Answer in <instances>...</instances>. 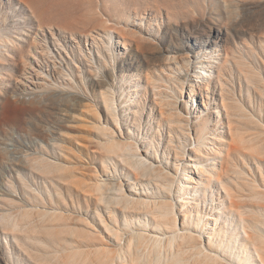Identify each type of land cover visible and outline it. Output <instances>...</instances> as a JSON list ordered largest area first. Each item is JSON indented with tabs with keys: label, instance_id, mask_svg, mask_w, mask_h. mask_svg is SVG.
I'll list each match as a JSON object with an SVG mask.
<instances>
[{
	"label": "rangeland",
	"instance_id": "374dc122",
	"mask_svg": "<svg viewBox=\"0 0 264 264\" xmlns=\"http://www.w3.org/2000/svg\"><path fill=\"white\" fill-rule=\"evenodd\" d=\"M106 94L117 135L152 155L156 139L172 163L170 103L194 142L204 133L191 158L220 167L232 141L251 143L264 125V0H0V264H150L109 227L124 210L112 199L111 221L88 190L106 163L126 192L135 174L106 145ZM19 144L58 167L21 166Z\"/></svg>",
	"mask_w": 264,
	"mask_h": 264
},
{
	"label": "bare ground",
	"instance_id": "6f19581e",
	"mask_svg": "<svg viewBox=\"0 0 264 264\" xmlns=\"http://www.w3.org/2000/svg\"><path fill=\"white\" fill-rule=\"evenodd\" d=\"M105 102L113 118L108 115L107 124L100 122L106 145L123 149V161L135 173L133 181H126L130 186L126 192L116 165L112 171L106 163L95 184L88 186L99 200H106L111 221L116 219L112 199L117 208L124 210L123 223L109 226L114 234L119 239L125 237L129 245L134 242L142 255H148L150 264H264V125L251 143L240 147L232 141L220 167H206L187 152L188 145L195 144L198 155L201 145H205L203 131L197 130L199 138L194 142L190 120L179 118L178 107L167 103L165 119L170 131L177 134V140L173 135L169 139L174 154L164 147L167 158L174 160L170 163L164 156L159 159L156 139L150 140L152 155L131 137L117 135L112 124H120V113L108 94ZM19 146L16 150L24 152L21 166L28 163L34 173L44 164L58 167L37 149ZM219 151L213 148L207 153L210 156ZM8 163L14 164L11 160ZM193 168L199 171L198 177L191 173ZM213 177L219 186L212 185ZM113 185L120 191L114 197L109 196ZM216 199L219 204L212 209L218 211L207 212V204H214Z\"/></svg>",
	"mask_w": 264,
	"mask_h": 264
}]
</instances>
